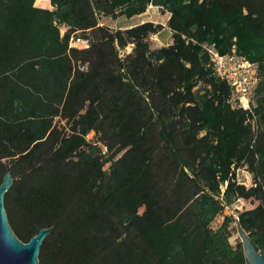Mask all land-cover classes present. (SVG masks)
Masks as SVG:
<instances>
[{
  "label": "trees",
  "instance_id": "16d2710c",
  "mask_svg": "<svg viewBox=\"0 0 264 264\" xmlns=\"http://www.w3.org/2000/svg\"><path fill=\"white\" fill-rule=\"evenodd\" d=\"M50 1L0 0V184L20 240L54 228L39 264H248L235 223L264 253V0ZM151 5L169 45L101 22ZM209 47L258 65L253 113Z\"/></svg>",
  "mask_w": 264,
  "mask_h": 264
},
{
  "label": "water",
  "instance_id": "95a60500",
  "mask_svg": "<svg viewBox=\"0 0 264 264\" xmlns=\"http://www.w3.org/2000/svg\"><path fill=\"white\" fill-rule=\"evenodd\" d=\"M13 184L14 177L9 167L0 184V264H39L40 247L54 228L40 229L27 243L17 237L9 223L4 202L5 194ZM237 232L243 244L248 264H264V253L253 244L249 234L239 223Z\"/></svg>",
  "mask_w": 264,
  "mask_h": 264
},
{
  "label": "built area",
  "instance_id": "2783aa9c",
  "mask_svg": "<svg viewBox=\"0 0 264 264\" xmlns=\"http://www.w3.org/2000/svg\"><path fill=\"white\" fill-rule=\"evenodd\" d=\"M71 46L86 48L89 46V40L85 38L71 39ZM208 52L215 73L221 79L226 80L232 88L230 101L233 107L253 113L255 90L260 82L258 65L235 53L221 55L213 47H209ZM238 181L240 182V180ZM242 183L246 185V183ZM243 201L244 199H240L238 202Z\"/></svg>",
  "mask_w": 264,
  "mask_h": 264
},
{
  "label": "rangeland",
  "instance_id": "374dc122",
  "mask_svg": "<svg viewBox=\"0 0 264 264\" xmlns=\"http://www.w3.org/2000/svg\"><path fill=\"white\" fill-rule=\"evenodd\" d=\"M36 6L42 7V8H49L51 2L50 0H37ZM169 13L163 11L158 6L151 5L147 13H143L140 15H136L134 17H126L121 16L117 19H113L111 17H105L101 20V22L105 25H108L111 28L114 29H125L130 28L132 26L138 25L141 23V20L145 21H153L155 23H161L167 25V19H168ZM166 28V27H165ZM171 34L169 28H166L165 30L161 31L158 34L152 35L150 41L153 48L166 45L171 41ZM129 51V50H128ZM94 134L90 135V138H92ZM108 167V166H107ZM238 180L240 182L246 183L247 186H251L253 184L252 174L249 173L246 170H239L237 175ZM258 204L257 201H243V202H237L234 206L227 208L226 212L224 214H230L233 215L236 219H238V210H243L245 208H253ZM224 215L218 216L215 221L213 222V227H218L222 221H223ZM234 227L236 230H234V235L231 237L232 244H236V239L239 237L237 232V223L234 224Z\"/></svg>",
  "mask_w": 264,
  "mask_h": 264
},
{
  "label": "crops",
  "instance_id": "0c3cea01",
  "mask_svg": "<svg viewBox=\"0 0 264 264\" xmlns=\"http://www.w3.org/2000/svg\"><path fill=\"white\" fill-rule=\"evenodd\" d=\"M36 2H37V0H36ZM51 2V1H50ZM37 4V3H36ZM49 8L50 9H53V6L50 4V6H49ZM145 13H147V11L145 12ZM167 13H169V12H167ZM134 17V16H133ZM169 17H170V13H169V16H168V19H169ZM168 19H167V21H168ZM144 20H141V23L143 22ZM166 28H168L167 27V25L166 24H163ZM164 27V29L163 30H165L166 28ZM162 30V31H163ZM170 30V29H169ZM160 33V32H159ZM170 34H171V36H172V32L170 31ZM172 43V38H171V41L169 42V43H167L166 45H169V44H171ZM164 46V45H163ZM159 47H161V46H159Z\"/></svg>",
  "mask_w": 264,
  "mask_h": 264
}]
</instances>
